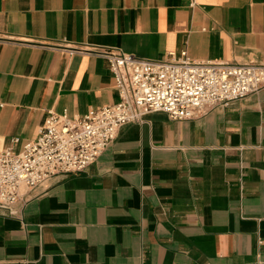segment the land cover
<instances>
[{
  "label": "crops",
  "instance_id": "obj_1",
  "mask_svg": "<svg viewBox=\"0 0 264 264\" xmlns=\"http://www.w3.org/2000/svg\"><path fill=\"white\" fill-rule=\"evenodd\" d=\"M94 48L264 64V0H0V148L36 138L49 111L118 101ZM0 264H264V87L122 125L86 169L0 208Z\"/></svg>",
  "mask_w": 264,
  "mask_h": 264
},
{
  "label": "built area",
  "instance_id": "obj_2",
  "mask_svg": "<svg viewBox=\"0 0 264 264\" xmlns=\"http://www.w3.org/2000/svg\"><path fill=\"white\" fill-rule=\"evenodd\" d=\"M92 52L107 59L118 101L81 118H69L66 110L49 111L36 138L18 151L0 148V208L9 214H19L27 192L53 176L86 169L126 123L140 122L152 112H165L173 120L196 119L264 87L261 63L195 61L186 50L163 60L113 49Z\"/></svg>",
  "mask_w": 264,
  "mask_h": 264
}]
</instances>
